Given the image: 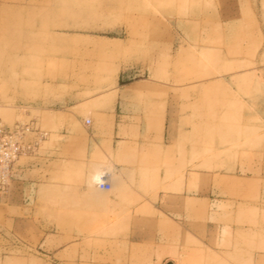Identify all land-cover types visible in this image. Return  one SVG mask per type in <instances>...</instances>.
Returning a JSON list of instances; mask_svg holds the SVG:
<instances>
[{
  "label": "rangeland",
  "instance_id": "rangeland-1",
  "mask_svg": "<svg viewBox=\"0 0 264 264\" xmlns=\"http://www.w3.org/2000/svg\"><path fill=\"white\" fill-rule=\"evenodd\" d=\"M71 104L148 119L149 162L86 180L143 196L0 200V264H264V0H0V122Z\"/></svg>",
  "mask_w": 264,
  "mask_h": 264
},
{
  "label": "crops",
  "instance_id": "crops-1",
  "mask_svg": "<svg viewBox=\"0 0 264 264\" xmlns=\"http://www.w3.org/2000/svg\"><path fill=\"white\" fill-rule=\"evenodd\" d=\"M75 105L71 104L64 109H48L45 112L43 121L47 127L39 129L45 130L46 135L38 142V148L23 155L16 163V187L11 200L27 205L38 194L40 187H57L62 190L65 188L63 193L77 196L78 202L86 204L79 210H93L95 205H102V210L111 212L128 205L127 194L143 196L138 188L128 190L116 187L113 193H104L98 198L89 189L86 180L94 169L101 167L106 170L105 165L111 159H116L115 168L120 174L123 171L121 177L124 181L127 180V173L138 171L142 168L139 164L149 162V155L143 153L145 147L151 145L147 142L148 119L132 114L120 126L113 127L110 110L103 112L108 119L101 126L87 124L82 111L89 114L92 112L89 108L82 109L78 114L72 113L70 117L61 114ZM29 137L33 140L35 133H30ZM121 161H129L131 165H125ZM118 181H122L121 178ZM80 222L94 221L85 217Z\"/></svg>",
  "mask_w": 264,
  "mask_h": 264
},
{
  "label": "built area",
  "instance_id": "built-area-1",
  "mask_svg": "<svg viewBox=\"0 0 264 264\" xmlns=\"http://www.w3.org/2000/svg\"><path fill=\"white\" fill-rule=\"evenodd\" d=\"M91 124V120H86ZM35 137L30 139V133ZM46 133L30 123H18L13 126L0 122V200L12 199L16 187L15 166L19 159L31 153ZM102 188L110 189L109 181L101 184Z\"/></svg>",
  "mask_w": 264,
  "mask_h": 264
},
{
  "label": "clouds",
  "instance_id": "clouds-1",
  "mask_svg": "<svg viewBox=\"0 0 264 264\" xmlns=\"http://www.w3.org/2000/svg\"><path fill=\"white\" fill-rule=\"evenodd\" d=\"M106 171H101L100 169L94 170L92 174H90L89 177V187H92L94 185H101L103 183V176L105 175Z\"/></svg>",
  "mask_w": 264,
  "mask_h": 264
},
{
  "label": "water",
  "instance_id": "water-1",
  "mask_svg": "<svg viewBox=\"0 0 264 264\" xmlns=\"http://www.w3.org/2000/svg\"><path fill=\"white\" fill-rule=\"evenodd\" d=\"M170 264H173V263H170Z\"/></svg>",
  "mask_w": 264,
  "mask_h": 264
}]
</instances>
